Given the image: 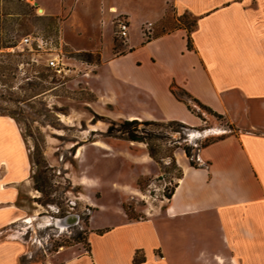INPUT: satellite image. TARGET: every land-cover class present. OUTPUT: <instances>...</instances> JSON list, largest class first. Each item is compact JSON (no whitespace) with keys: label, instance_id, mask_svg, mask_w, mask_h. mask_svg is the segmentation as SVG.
Wrapping results in <instances>:
<instances>
[{"label":"crops","instance_id":"crops-1","mask_svg":"<svg viewBox=\"0 0 264 264\" xmlns=\"http://www.w3.org/2000/svg\"><path fill=\"white\" fill-rule=\"evenodd\" d=\"M37 1L47 12L59 11L55 1ZM103 1V26L110 12L119 10L128 17L129 31L138 26L141 35L130 38L128 31L126 51L101 55L91 79L94 102L115 106L100 111L189 126L218 113L234 130L199 145L197 165L181 146L174 148L181 174L172 194L142 207V218L129 217L122 201L125 187L137 188L138 177L151 171L150 154L144 141L128 139V149L138 146L147 157L124 171L101 166L104 194L95 201L87 194L89 250L67 263L264 264V0ZM133 3L147 15L137 20ZM183 12L195 20L190 30L176 24L143 39V22ZM100 85L105 94L97 92ZM30 161L16 119L0 112V264H18L22 253V244L2 229L20 217L17 199L31 182ZM83 174L80 183L99 184V176ZM107 192L114 199L104 198ZM136 250L144 255L139 262L133 261Z\"/></svg>","mask_w":264,"mask_h":264},{"label":"rangeland","instance_id":"rangeland-1","mask_svg":"<svg viewBox=\"0 0 264 264\" xmlns=\"http://www.w3.org/2000/svg\"><path fill=\"white\" fill-rule=\"evenodd\" d=\"M52 1L58 4L56 13H40L37 0H0V112L13 114L31 159V182L22 188L17 199L20 217L2 229L7 238H16L22 244L18 264H68L70 256L87 252L88 213L92 208L87 194L94 201L102 198L105 183L101 166L113 165L124 171L134 169V163L147 157L138 146L128 149V139L107 134L110 120L123 116L100 111L103 106L114 109L115 105L102 100L95 103L96 88L91 82L101 55L128 49L129 42L119 43L111 30L119 13H126L110 12V23L103 26V0ZM130 5L137 20L149 12L137 9L135 3ZM152 23L155 34L176 24L192 28L194 18L183 12ZM144 25L145 22L141 24ZM28 33L50 38L55 44L62 40L65 56L78 68L59 75L36 62V52L21 41ZM129 35L140 37L139 27L132 26ZM97 92L105 94L106 89L100 85ZM186 101L193 112L202 115L199 107ZM152 120L145 125L149 142L155 148V156L149 157L151 171L138 177L137 188L125 187L128 192L122 201L132 218L145 216L142 207L151 208L154 202L168 199L164 192L171 190L168 187L175 183L178 172V164L172 158L174 148L189 144L195 151L209 139L234 130L233 124L215 113L198 126H180L174 119ZM83 173L99 176V184L87 187L80 183L86 176ZM114 196L107 192L104 198ZM68 211L79 212V222L58 226L56 217Z\"/></svg>","mask_w":264,"mask_h":264},{"label":"built area","instance_id":"built-area-1","mask_svg":"<svg viewBox=\"0 0 264 264\" xmlns=\"http://www.w3.org/2000/svg\"><path fill=\"white\" fill-rule=\"evenodd\" d=\"M141 30L142 34H152V21L145 22V25L142 26ZM128 31V17L121 13L116 18L112 36L119 43L126 45L128 44ZM21 41L26 44L31 51L36 52L37 56L35 58L33 57L36 62H42L46 67L51 69L56 74H67L68 72L74 71L78 68L76 63L69 61L65 56L62 47V40L55 44L50 38L41 35L34 36L28 33L22 36ZM86 73L87 72H85V74Z\"/></svg>","mask_w":264,"mask_h":264},{"label":"trees","instance_id":"trees-1","mask_svg":"<svg viewBox=\"0 0 264 264\" xmlns=\"http://www.w3.org/2000/svg\"><path fill=\"white\" fill-rule=\"evenodd\" d=\"M194 23H195V20H194ZM194 23H193V25H194ZM190 29L191 28H189V30ZM188 45H190V36L189 35H188ZM8 114L13 116V114H11V113H8ZM215 114L219 115L218 113H215ZM94 115L97 117L100 116L97 113H94ZM93 120L95 121L96 119H94V117H93ZM150 122H153V120L152 119H139L137 117H134V118L122 117L119 120L111 119L110 123L108 124V126L106 128V132H107V134L123 137L126 139L144 141L146 143L149 154L154 157L155 156V148L149 142L148 138L150 135H148V131L145 127V125L150 123ZM176 123L180 126L185 125L184 122L179 121V120H176ZM177 130H178V128H177ZM181 147L184 149L186 155L189 157L190 163L193 165H197L198 160L195 157V151H193L194 148L189 144H184ZM40 153H41V151H40ZM172 158L175 161V158L173 155H172ZM37 160H38V158H37ZM177 168H178V172H177L176 176H180L181 168L179 167V165H177ZM33 177L36 180V176L34 175ZM174 185H175V183L171 187H168L171 190L164 192V194L167 197L171 196L172 191L174 189ZM129 217H132V216L129 215ZM143 259H144V255H142L139 250H136V252L133 256V261L139 262Z\"/></svg>","mask_w":264,"mask_h":264},{"label":"water","instance_id":"water-1","mask_svg":"<svg viewBox=\"0 0 264 264\" xmlns=\"http://www.w3.org/2000/svg\"><path fill=\"white\" fill-rule=\"evenodd\" d=\"M35 4L37 3L36 1H34ZM80 219V213L77 211H73V212H68L65 213L63 215L57 216L56 217V224L58 226L61 225H66V226H71L73 224H76Z\"/></svg>","mask_w":264,"mask_h":264},{"label":"bare ground","instance_id":"bare-ground-1","mask_svg":"<svg viewBox=\"0 0 264 264\" xmlns=\"http://www.w3.org/2000/svg\"><path fill=\"white\" fill-rule=\"evenodd\" d=\"M39 12L40 13H44L45 12L44 8L43 7H39ZM131 118H134V117L132 116ZM132 192H135V191H132Z\"/></svg>","mask_w":264,"mask_h":264}]
</instances>
